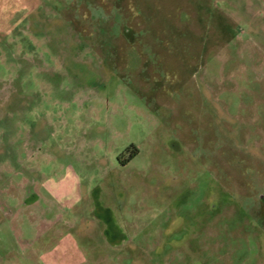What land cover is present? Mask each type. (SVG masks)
<instances>
[{"label":"rangeland","instance_id":"rangeland-1","mask_svg":"<svg viewBox=\"0 0 264 264\" xmlns=\"http://www.w3.org/2000/svg\"><path fill=\"white\" fill-rule=\"evenodd\" d=\"M0 264H264V0H0Z\"/></svg>","mask_w":264,"mask_h":264},{"label":"trees","instance_id":"trees-1","mask_svg":"<svg viewBox=\"0 0 264 264\" xmlns=\"http://www.w3.org/2000/svg\"><path fill=\"white\" fill-rule=\"evenodd\" d=\"M137 153V150L136 149H133V153H132V155L130 156V158L133 156V155H135Z\"/></svg>","mask_w":264,"mask_h":264}]
</instances>
